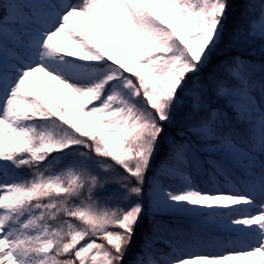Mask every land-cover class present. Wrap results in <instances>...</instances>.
Segmentation results:
<instances>
[{
    "label": "snow or ice",
    "instance_id": "6c2138e0",
    "mask_svg": "<svg viewBox=\"0 0 264 264\" xmlns=\"http://www.w3.org/2000/svg\"><path fill=\"white\" fill-rule=\"evenodd\" d=\"M0 264H264V0H0Z\"/></svg>",
    "mask_w": 264,
    "mask_h": 264
},
{
    "label": "trees",
    "instance_id": "16d2710c",
    "mask_svg": "<svg viewBox=\"0 0 264 264\" xmlns=\"http://www.w3.org/2000/svg\"><path fill=\"white\" fill-rule=\"evenodd\" d=\"M135 250V245L133 246V251ZM128 258H131V257H128Z\"/></svg>",
    "mask_w": 264,
    "mask_h": 264
}]
</instances>
